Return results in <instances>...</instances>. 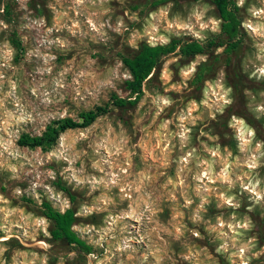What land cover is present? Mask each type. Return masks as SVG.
Here are the masks:
<instances>
[{
    "label": "rangeland",
    "instance_id": "374dc122",
    "mask_svg": "<svg viewBox=\"0 0 264 264\" xmlns=\"http://www.w3.org/2000/svg\"><path fill=\"white\" fill-rule=\"evenodd\" d=\"M154 1L0 0V137L10 139L16 153L0 148V264H264V201L256 203L241 187L248 183L251 151H240L241 129L230 126L235 122L229 116L234 105L241 114L235 117L254 130L250 149L264 144V111L258 110L264 107V76L257 72L264 66V34L244 27L264 24V16L250 11L264 8V0L239 6V57L228 59L224 47L193 59L172 54L144 84L138 105L116 108L115 96L129 97L124 57L145 44L207 42L221 33L212 0L153 7ZM195 11L203 13L201 22L218 20V30H201ZM189 23L191 29L183 27ZM201 70L205 79L197 84ZM225 92L231 103L219 99ZM108 104L109 114L88 128L60 133L52 145H20L26 136H43L54 122L79 120L81 112ZM182 126L190 130L184 142ZM193 150L184 165L180 158ZM201 161L211 164V180L195 178L208 167ZM226 162L232 165L230 189L216 178ZM251 175L264 189V157ZM221 193L234 196L239 207L226 205ZM44 203L75 210L74 230L91 253L53 240ZM245 222L249 227L237 229L239 235L227 227ZM224 243L227 249L217 251Z\"/></svg>",
    "mask_w": 264,
    "mask_h": 264
},
{
    "label": "trees",
    "instance_id": "16d2710c",
    "mask_svg": "<svg viewBox=\"0 0 264 264\" xmlns=\"http://www.w3.org/2000/svg\"><path fill=\"white\" fill-rule=\"evenodd\" d=\"M169 1L155 0L152 6L158 7ZM212 3L221 21V33L216 38L207 42L196 40L185 42L181 39H173L167 44H145L135 56L123 58V63L131 75V79L126 82V90L129 92V97L128 99H122L115 96L113 105L116 108H125L128 105L135 107L138 105L144 94V84L155 74L162 60L172 54H179L182 57L193 59L196 56L206 55L212 50L224 47V53L228 55V59L233 60L239 57L243 46L242 19L239 15L240 7L235 0H212ZM4 13L3 16L8 18L9 9L7 7ZM208 67L207 70L211 69L210 65ZM204 75H206L205 71L201 70V72H198L195 83L198 84L205 79ZM236 98L238 102V97ZM110 107V104H108L98 106L87 112H81L79 120L68 118L54 122L43 136L34 138L26 136L20 141V145L31 148L52 145L58 140L59 134L66 130L85 129L92 126L99 118L110 113ZM230 110V117L241 115L234 111V105L229 108ZM219 127H223V123H220ZM72 200L74 201L73 197ZM44 208L46 218L53 224L51 230L53 240L62 241L80 251L91 253L92 248L74 230V227L79 222L75 210L56 211L48 203H44Z\"/></svg>",
    "mask_w": 264,
    "mask_h": 264
},
{
    "label": "clouds",
    "instance_id": "9594fccd",
    "mask_svg": "<svg viewBox=\"0 0 264 264\" xmlns=\"http://www.w3.org/2000/svg\"><path fill=\"white\" fill-rule=\"evenodd\" d=\"M85 3V0H76V4L77 5H83ZM245 3V0H238V6L242 7ZM250 11L252 12L253 16L256 17H262L264 16V8H261L259 10L252 8L250 9ZM193 16H195V19L197 21V23L199 24V27L201 30L203 29H207L209 27H211L212 31H217L218 27H219V21L214 19V18H210L206 23L201 22L203 20V13L199 12V11H195L192 13ZM88 23L92 26V28H96L95 23L89 19ZM183 27L189 28L191 29L193 26L191 25V23L189 24H185L183 25ZM244 27L251 30L254 33L257 34H264V24H259L254 26L250 21L245 22L244 23ZM197 38L199 39H203V37L200 36L199 32L194 33ZM161 41L167 42L165 37H160ZM195 68L193 66L192 71H194ZM257 72L260 74V76H264V66H261L257 69ZM81 75H84L83 73ZM253 75H255V73H253ZM15 87V85H13V88ZM230 91V90H229ZM227 96V92L224 93L223 96L219 97V99H222L224 101L225 104L231 103L230 100L225 99V97ZM161 102L163 104H168L169 101L167 99H164L163 97L161 98ZM2 102H0V107H2ZM259 111H264V107H261L258 109ZM8 116L12 119H15V117L12 116V113H8ZM24 116H21L20 119H24ZM185 118L181 117V120L183 121ZM232 120L235 122L234 124H231L230 126L235 127L236 125L240 126V133L238 135V139L241 140V144H240V151L244 152L246 150H250L251 151V155L249 156L248 160L245 162L247 168L249 169L248 173H245V176H248V183L244 184L241 183V187L251 193L254 197H255V201L256 203H260L261 201H264V189L261 188V181L259 179L254 178L251 173L254 172L257 168L260 167V158L264 157V151H261L262 148H264V144L261 143H257L255 146V149H250V145L252 143V138L255 136V132L253 129L251 128H246L244 125V121L243 120H238L235 116L232 118ZM6 129V128H5ZM190 130L187 128H183L182 126V131L179 133L180 139L182 142L186 141L188 139V132ZM245 133L247 136V139H245ZM11 140H3V137H0V148H3L4 151H9L10 155H16V153H13L10 151L11 149ZM102 146H106V143L103 144ZM219 152V149H216L214 151H212V155L216 156ZM3 153H0V157H2ZM194 156V150L192 152L187 153V155L182 156L180 158L181 162L184 165H187L191 158H193ZM201 164H207L208 167L205 171H203L202 173L198 174L195 178L197 180H203L205 178H208L211 180L212 175H213V169L211 164L208 161H201ZM0 166H4V162L3 159H0ZM9 167L12 168L13 171H15V166L9 165ZM231 168L232 165L229 163H225L224 167L221 169V172L219 173V175L216 177L217 179H221L224 182H227L229 189L232 187V181L230 179L231 176ZM116 182V178L113 177L112 183ZM212 182L214 183L215 181L212 180ZM182 183V181H181ZM123 191V189H121ZM206 191H209L210 189H205ZM197 191L199 192V188L197 189ZM3 198L0 197V200H2ZM220 199H222L224 201V203L226 205H228L229 207H233V208H238L239 204L235 203V197L231 196V195H227L226 193H221L220 195ZM207 203L206 199H201V204L200 207L203 208L204 204ZM233 220H235V215H233L232 217ZM194 222L199 220V216L196 215L193 218ZM217 221H218V227L223 229L225 227V222L221 217H217ZM38 223L43 224V221H38ZM113 223H115V220H113ZM228 229H230L234 235H239V233H237V229H247L249 227L248 223H237V224H227ZM177 231L179 232V229H177ZM193 235L198 236L199 233L198 232H193ZM222 236L227 237L228 233L227 232H221ZM249 243H251V241H249ZM228 247L227 243H224L221 245L220 249H217V251H221V250H226ZM247 250V246H241L238 249V253L241 257H243L245 251Z\"/></svg>",
    "mask_w": 264,
    "mask_h": 264
},
{
    "label": "bare ground",
    "instance_id": "6f19581e",
    "mask_svg": "<svg viewBox=\"0 0 264 264\" xmlns=\"http://www.w3.org/2000/svg\"><path fill=\"white\" fill-rule=\"evenodd\" d=\"M113 165V164H112ZM114 166V165H113Z\"/></svg>",
    "mask_w": 264,
    "mask_h": 264
}]
</instances>
